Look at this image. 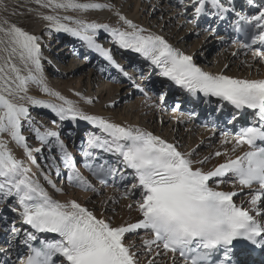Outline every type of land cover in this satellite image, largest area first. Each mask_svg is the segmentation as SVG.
I'll return each mask as SVG.
<instances>
[{
  "label": "snow or ice",
  "instance_id": "obj_1",
  "mask_svg": "<svg viewBox=\"0 0 264 264\" xmlns=\"http://www.w3.org/2000/svg\"><path fill=\"white\" fill-rule=\"evenodd\" d=\"M36 3L41 7L65 11L110 7L94 2L80 3L78 0H36ZM180 3L183 4L184 0ZM247 3L253 5L254 0H247ZM208 4L216 9L215 15L220 20L225 19L226 13L235 11L221 0H192L197 16L205 12ZM116 15L129 30L71 16L46 15L43 19L50 22V29L79 38L127 76L109 51L96 43L97 30L102 28L110 33L120 48L130 49L150 60L161 69V75L192 95L202 93L206 97L227 101L237 109L256 110L259 124L242 127L232 140L225 139L223 143H232L231 150L216 151L214 155L224 156V161L205 171L196 165L204 164L210 157L194 161L190 158L191 153H182L160 136L110 122L102 116L88 115L60 93L49 89L43 78L41 37L30 34L7 19L0 20V44L3 45L0 52L4 53L0 57V134L6 133L22 146L29 158L33 151H41L39 147L30 148L26 137L21 134L22 121L28 120L30 125L33 123L26 104L50 109L60 121L79 119L97 125L110 139L93 135L88 144L122 157L125 167L132 170L137 182L126 190L125 197L140 191L136 207L140 218L135 222L114 225L98 218L76 200L61 203L49 196L41 184L29 176L30 170L24 167L23 161L17 159L8 149L6 141L0 138V193L17 198L19 208L12 210L19 213L25 224L36 232L59 237L42 239L39 247H35L31 242L37 237L26 231L23 243L30 251L21 264H56V257L63 258L61 264H140L138 253L131 250L134 245L125 243L126 234L137 233L138 230L151 235V239L141 238L147 253L151 254L155 246V256H159L162 248L164 253L173 254V264L177 253L184 259V264H237L233 258L234 242L241 240L264 251V79H238L223 73L205 72L193 63L192 56L173 48L161 36L145 34L146 30L132 20L118 12ZM237 15L240 19L234 25L235 30L244 32L250 38V43L246 42L242 47L264 59V7L250 17ZM62 20L69 23H62ZM256 45L262 46L261 49L254 48ZM17 60L22 67L16 63ZM29 82L41 85L42 92L63 103H50L26 95ZM160 100H164L163 94ZM33 131L41 145H48L50 138H55L64 153L65 166L75 168L73 158L59 139V132L41 131L39 127H34ZM244 145L248 146V150L233 157L232 154ZM83 155L89 157L92 153L86 150ZM87 166L92 170V165ZM118 173L122 170L105 168L103 164L92 171L101 184L106 182L104 177H115ZM228 177H231L234 187L239 185L252 190L249 208L234 202L233 198L238 195L236 191L218 190ZM121 179L127 177L121 175ZM68 180L86 184L71 172ZM48 182L52 184L50 179ZM55 190L63 191L61 188ZM12 231L18 233L20 230L13 227ZM220 252L222 255L214 259ZM147 264H157V261L148 259Z\"/></svg>",
  "mask_w": 264,
  "mask_h": 264
},
{
  "label": "bare ground",
  "instance_id": "obj_2",
  "mask_svg": "<svg viewBox=\"0 0 264 264\" xmlns=\"http://www.w3.org/2000/svg\"><path fill=\"white\" fill-rule=\"evenodd\" d=\"M124 1L126 0H119L114 4L113 0H84L80 1V3L94 2L107 4L110 5V7L89 9L86 11L67 10L64 13L61 12L60 17L71 16L74 18L85 19L88 22L108 24L112 28L119 27L123 30H129L126 29V26H124L122 21L119 20V17L116 15L118 12L120 15L132 20L137 26L145 29V34L153 33L159 35L173 48L178 49L185 55L192 56L193 63L205 72L212 74L223 73L238 79H264V59L260 56H255L252 50H248L240 44H232L230 40L228 41L221 34L215 35L212 31H206L201 28L200 24L195 22V19H190L188 17L189 15L185 16L183 10L177 8L176 3L174 2L176 0H135L131 1L128 6L124 5ZM184 1L186 7L192 5V0ZM254 3L264 7V0H254ZM34 14L40 18V21L35 23V31L39 32L42 29H50L48 27L50 22L44 20L43 16L52 14H48L43 10L36 11ZM192 14H194V12H192ZM61 22L69 23V21L64 20ZM156 22H161L163 24L162 33H164L165 36L162 34L160 35L158 30L152 27ZM172 26L173 28L171 29ZM178 28H185L184 32L178 35ZM50 30L52 31L53 29ZM53 32L61 33V36H70L65 32H56L55 30ZM188 36H201L198 47L194 52L193 50H190L189 54L184 52L187 48ZM95 39H99L97 40L99 41L98 44H100L105 50H108L115 61H119V66L125 65L122 60H126V63H128L130 55L137 54L130 49L120 48L119 45L114 42V38L110 33L105 32L102 28L97 30ZM103 39L104 42L102 41ZM69 43L70 46H68V44L61 46L64 48V53L62 52L63 54L69 53L71 49H78V45L75 44V41H70ZM81 47V49L86 52V55L91 54L92 57H90V59L84 58L85 62L81 63L82 65H80L79 69L74 68V66H69L67 73L69 77L73 76L72 80L63 83L62 85H59V83L52 86L46 84L49 89L60 93L61 96L71 101L74 106L88 115L102 116L110 122L118 123L123 126L140 128L151 132L153 135L160 136L167 142L174 144L182 153H191L192 155L190 158L194 161L202 160L204 157H210L204 164L196 165L197 167H202L205 171L212 169L218 163L224 161V156L216 157L214 153L216 151H230L232 143L225 144L223 141L225 139L232 140V136L216 134L208 130L197 128L192 118L187 117L182 113H173L170 115V113L164 112L158 105L160 97L157 95L152 97L149 89H152L154 85L152 86L151 83L146 81L150 77H153L155 81H165L166 77L161 75L160 68L153 65L154 70L151 68L153 70L152 73H147L148 77L145 78L140 77L138 73L134 74L130 70H125L127 75L130 76L129 80H126L124 78L125 75H123V73L120 72L106 57L102 56L99 52L88 48L86 45ZM199 49L206 51V54L214 52L215 55H213L210 63L207 62L208 60L198 61L196 59V56L193 53L199 52ZM216 51H219L218 54ZM202 54L203 53H201V55ZM97 65L101 67H109V69L106 73L101 72L100 76L93 75L95 76L96 83L92 89L89 88L90 84L92 85L93 83L92 80H90L92 76L91 73L93 70L97 69ZM111 67H114L115 73H112L113 70ZM86 68H88V70L84 71ZM120 68L123 69V67ZM118 72H120L121 75ZM142 74L145 73L143 72ZM132 78L136 79V81L132 82ZM85 82L88 83V88L83 91L82 85ZM141 89L143 91H141ZM126 98H131L129 104L127 106H121L124 105L122 102ZM36 99L45 100L55 104L63 103L56 97L50 95L36 96ZM88 101L91 102L89 103ZM41 112L44 115L48 114L59 120L55 113L50 109L44 108ZM61 123L64 126L62 127L63 130H71V133L73 132L72 134L75 133L76 129L87 126L90 130V133H88L87 136L88 138L97 135L102 138L110 139V137H107L97 125H93L87 121L77 119L76 121L65 120L61 121ZM0 138L6 141L7 147L12 154L17 159L23 161L24 167L30 170L29 176L38 181L53 199L61 203L76 200L92 211L98 218H104L114 225L125 222H135L140 218L139 213L136 211L137 202L140 200L139 192L134 191L132 194L125 197L126 189L120 190L109 186L99 189L95 184H92L89 179L88 182L90 183L82 185L78 181L70 182L69 180H64V178H59L57 180L61 181V183L59 182L60 184L56 185L52 178L57 176L54 171L56 164L51 163L50 161L49 163L53 164L52 167H50L49 163H46L45 161H43L41 167H36L37 165L35 164L39 157H44V151L51 159H55V156L51 155L52 153H49L48 148H41L39 145L31 147L29 143L26 142L32 149L37 147L41 148L40 152L33 151L31 158H29L24 154L23 147L11 140L6 133L0 134ZM59 139L66 146L67 153L71 155L73 160H75L78 157V154H74L73 148L76 146L77 141H73L71 142V145H67L68 139L66 138V134L64 136V133L62 134V132H59ZM54 141L55 138H50V143L47 147L51 145L50 148H56V151L58 150L63 153L57 143H55V147L52 145ZM245 150L246 149L242 147L232 155L234 157ZM75 155L77 157H74ZM36 156L38 157L36 158ZM61 171L64 172L63 169H61L60 172ZM77 172L79 178L83 180L84 173H82V169H77ZM45 177H48V179ZM49 179L52 181V184L48 182ZM53 184L55 185V188H61L63 191L57 192L53 187ZM212 186L215 187V184L213 183ZM218 190L236 191L238 195L233 198L234 202L245 208L250 207L249 201L252 190L243 188L239 185L234 187L231 177H229L225 183L221 184ZM9 197L15 200V206H7L19 208L17 198L14 195ZM128 205H132V207L129 208ZM262 207H264V205H262ZM1 208L0 225L3 222L2 220L9 217L11 212V214H14L13 216L15 218V221L12 222L13 227L21 231L22 226L20 223L23 221L20 220L22 217L19 213L14 212L12 210L13 208H8L6 211H2ZM2 233L4 232L0 226V234ZM12 234H14L13 231ZM142 237L151 239V236L144 230H138L137 233L126 234L125 238L126 244L134 245L131 250L138 253L140 264H147V260L152 258L157 261V264H173V255L164 253L162 249H160L162 254L155 256V246H153V252L151 254L147 253L141 239ZM0 249L6 251L8 248L3 246ZM13 250L14 248L11 247L9 252H12ZM62 259L63 258L61 257H56V264H61ZM175 264L184 263H179L175 257Z\"/></svg>",
  "mask_w": 264,
  "mask_h": 264
},
{
  "label": "rangeland",
  "instance_id": "obj_3",
  "mask_svg": "<svg viewBox=\"0 0 264 264\" xmlns=\"http://www.w3.org/2000/svg\"><path fill=\"white\" fill-rule=\"evenodd\" d=\"M80 1H84V0H78V2ZM116 1H119V0H113V3L115 4ZM131 1H135V0H129V1L126 0L124 1V5L128 6V4ZM180 6H184V5H180ZM41 10H43L44 12H47L48 14L58 15V16H60L61 12L62 13L65 12V10H62V9H51L47 7H41L39 4L36 3V0H11V1L0 0V20L7 19L10 23L16 24L17 26L21 27L25 31H28L30 34H34V35L41 37L40 43H41V51H42V56H43L42 68H43V78H44L45 84H49L50 86H52V85H57L59 83V85H62L63 83L69 82L70 80L73 79V76L69 77L67 73V71L69 70V66H74V68L79 69L80 65H82L81 63L84 60H82V58L72 56L70 52L67 54H63L64 48L60 47V45H62L61 43L63 42L59 43V38L56 36V33L53 32L54 30L51 31L50 29H44V30L42 29L39 32L35 31V23L39 22L40 18L38 16H35L34 13L36 11H41ZM189 12L190 10L188 11L184 10L183 13L187 16ZM160 23L161 22H158V23L156 22L154 25H152V27L154 29L156 28V30H158L160 35L162 34L165 36V34L162 33L163 24L162 23L160 24ZM173 26L171 27V29L173 28ZM184 29L185 28H178L177 29L178 35L182 34L184 32ZM188 37H189L188 43L186 46L187 48L185 47L186 50L184 51L187 54H189L190 50H193L194 52V50H196V48L198 47L199 40H201V36H188ZM0 38H2V34H0ZM2 48H3V45L0 44V49ZM198 51L199 52L193 53L196 56V59L198 61L208 60L207 62L210 63V61H212L213 55H215L214 52L206 54V51L202 49H199ZM216 52L218 54L219 51H216ZM201 53L203 54L201 55ZM3 55L4 53L0 52V57H3ZM16 63L20 65V62L18 60L16 61ZM20 66L22 67V65ZM87 70L88 68H86L84 71H87ZM22 74H26V73H22ZM90 80H92L93 83L92 85L90 84L89 88L93 89L94 84L96 83L95 76H93V74ZM135 81L136 79L132 78V82H135ZM27 87H28V91L26 95L28 96H32L34 98H36V96H49L47 93H44L41 91V85L37 83L29 82ZM87 88H88V83L85 82L82 85V90L85 91ZM130 99L131 98L124 99L122 102L124 105H121V106H127L129 104ZM19 102L26 103L25 101H19ZM26 106L29 108L30 118L33 123L30 125L28 120L22 121L21 134L26 137V142H28L31 147H35L39 145L41 146V148L42 147L47 148L46 145H41V142L36 139V134L33 131L34 127H39L41 131H43L44 129H49V130H53L57 132H59V130L60 131L67 130V129L63 130L62 127L64 126L62 125L61 121H59L57 118L51 117L48 114L46 115L42 114L41 110H44L43 107L32 106L30 104H26ZM67 131L71 132V130H67ZM83 134L84 133H82L81 135ZM66 138L68 139L69 137H66ZM49 152H51V150H49ZM43 156L44 157H39L36 160V163H35L37 165L36 167H41L43 165V161H45L46 163H49L48 159L50 157L47 156L45 151L43 152ZM37 157L38 156H36V158ZM52 178L56 185L57 184L59 185L61 183V181H58L57 180L58 178H56L55 176ZM7 205L9 206L13 205V200H11L10 197L5 196L3 193H1L0 208L8 207ZM8 208L11 209L13 207H8Z\"/></svg>",
  "mask_w": 264,
  "mask_h": 264
}]
</instances>
